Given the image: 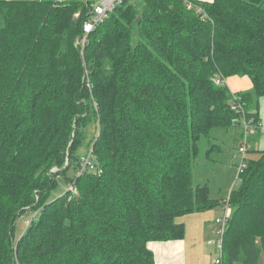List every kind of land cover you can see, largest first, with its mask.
<instances>
[{
	"label": "trees",
	"instance_id": "16d2710c",
	"mask_svg": "<svg viewBox=\"0 0 264 264\" xmlns=\"http://www.w3.org/2000/svg\"><path fill=\"white\" fill-rule=\"evenodd\" d=\"M188 1L124 0L81 50L86 0H0V264H155L148 243L220 205L221 264L258 263L264 150L221 202L192 168L213 130L242 141L233 105L260 122L264 0Z\"/></svg>",
	"mask_w": 264,
	"mask_h": 264
},
{
	"label": "rangeland",
	"instance_id": "374dc122",
	"mask_svg": "<svg viewBox=\"0 0 264 264\" xmlns=\"http://www.w3.org/2000/svg\"><path fill=\"white\" fill-rule=\"evenodd\" d=\"M235 129L236 134L235 132L233 133L232 129H215L211 132L208 139H201L199 156L192 168L194 185H207L209 198L219 202L228 197L237 182V166L241 161V156L238 155V149L241 145V140L238 139L239 135H237L240 128L237 127ZM91 133H93V128L91 129ZM248 143L249 152L245 155L247 160L249 157H257L259 155L258 152L264 150V129H260L253 136H250ZM210 146H214V148L206 156V151ZM67 190H70V188L59 178L58 187L52 196L55 198L59 197ZM73 193H76L74 189ZM224 211V207L220 205L210 210L196 213V215H187L178 220L184 224V239L187 241L188 246H190V242L196 244L198 258H201L200 261L202 264H214L218 256L206 242L208 239H215V231L214 233L209 232L215 227V220L223 218ZM31 217V212H27L18 221L16 227L17 238L29 225ZM196 224L199 228H195ZM201 224L206 225L204 231L200 229ZM257 245L259 246L258 240Z\"/></svg>",
	"mask_w": 264,
	"mask_h": 264
},
{
	"label": "built area",
	"instance_id": "2783aa9c",
	"mask_svg": "<svg viewBox=\"0 0 264 264\" xmlns=\"http://www.w3.org/2000/svg\"><path fill=\"white\" fill-rule=\"evenodd\" d=\"M87 8L89 10L88 18L82 24V36L80 38V48L83 50L85 45L87 44V39L90 33H92L99 25H101L104 20L107 18L108 14L117 6L121 5L124 0H86ZM185 3L187 9L192 8V4L188 0H182ZM196 13L200 14L201 10L196 8ZM75 17H78L75 14ZM214 82L216 85H224V80L220 78H215ZM234 101L238 100L237 97H233ZM232 110L236 112H241V118L238 119V123L243 131V138L241 141V145L238 149V155L241 156V161L238 168V173L242 172V170L246 166V157L245 155L249 149L248 138L253 136L256 132L261 129V123L255 121L254 118H247V116L240 110L239 106L233 105ZM71 190V188H70ZM224 216L222 219L215 220V224L217 229L215 231V239H211L207 241V245L212 247L214 251L217 253V258L214 261V264H221L222 262V249H223V234L225 230L226 222L228 221L231 210L227 206L224 207Z\"/></svg>",
	"mask_w": 264,
	"mask_h": 264
},
{
	"label": "crops",
	"instance_id": "0c3cea01",
	"mask_svg": "<svg viewBox=\"0 0 264 264\" xmlns=\"http://www.w3.org/2000/svg\"><path fill=\"white\" fill-rule=\"evenodd\" d=\"M197 1L210 2L211 0H197ZM225 85L232 93L248 91L252 88V84L247 77L228 78L227 80H225ZM258 118L262 126L261 129H264V99H261L259 102ZM232 130L233 133L235 132L236 134V129L233 128ZM249 158L256 159L258 158V155L255 158L252 157ZM205 226L206 225L201 224L200 227L201 231L205 230ZM195 228H199L197 224L195 225ZM216 229L217 226L215 224V227L212 228L209 233H214ZM147 246L148 249L154 255L155 264H202V262L200 261L201 258L200 259L198 258V254L196 251V244L190 242V246H188V243L185 239L179 241H169V242H151L148 243ZM235 264H240V263H235ZM257 264H264V252L260 254Z\"/></svg>",
	"mask_w": 264,
	"mask_h": 264
}]
</instances>
